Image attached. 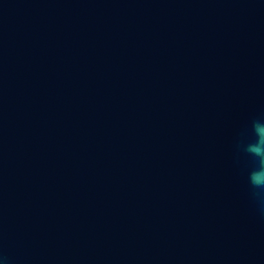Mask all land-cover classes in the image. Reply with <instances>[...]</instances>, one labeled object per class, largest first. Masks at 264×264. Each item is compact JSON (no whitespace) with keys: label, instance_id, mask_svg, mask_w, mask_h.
Instances as JSON below:
<instances>
[{"label":"water","instance_id":"1","mask_svg":"<svg viewBox=\"0 0 264 264\" xmlns=\"http://www.w3.org/2000/svg\"><path fill=\"white\" fill-rule=\"evenodd\" d=\"M264 0H0V264H264Z\"/></svg>","mask_w":264,"mask_h":264},{"label":"clouds","instance_id":"2","mask_svg":"<svg viewBox=\"0 0 264 264\" xmlns=\"http://www.w3.org/2000/svg\"><path fill=\"white\" fill-rule=\"evenodd\" d=\"M257 135V142L250 144L247 151L260 160V169L250 174V183L255 187H264V124L256 122L253 125Z\"/></svg>","mask_w":264,"mask_h":264}]
</instances>
